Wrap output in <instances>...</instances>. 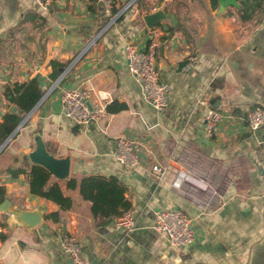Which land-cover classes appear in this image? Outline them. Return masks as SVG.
Listing matches in <instances>:
<instances>
[{
	"label": "crops",
	"instance_id": "crops-1",
	"mask_svg": "<svg viewBox=\"0 0 264 264\" xmlns=\"http://www.w3.org/2000/svg\"><path fill=\"white\" fill-rule=\"evenodd\" d=\"M158 1L137 0L126 9L128 0H112L119 17L89 48L108 21L100 0H56L46 13L38 0H0V104L8 106L0 123L12 108L6 85L37 77L46 95L59 83L0 152L5 200L16 210L42 215L33 228L11 217L14 230L0 218V264H73L61 248L65 235L76 237L87 264H264V128L248 127V115L264 106V5L243 21L239 3L220 11L210 0L189 2L183 25L167 9L174 0L160 10ZM152 16L156 21H147ZM49 22L71 35L76 61L47 35ZM152 43L160 79L171 87L161 114L145 100L126 53L128 45L144 50ZM190 56L197 63L186 71ZM73 87L91 89L93 102L107 95V110L114 105V111L96 125L73 124L61 102L63 91ZM201 99L224 119L212 138L204 133ZM122 106L126 109L117 112ZM120 137L138 145V168L116 162ZM40 145L55 161L68 163L63 178L52 173L72 200L68 211L31 195L22 177L7 173L44 165ZM180 173L177 188L173 181ZM93 175H114L125 184L136 217L133 231L119 228L116 220L97 227L91 204L79 191L80 181ZM71 179L77 181L74 190L68 188ZM171 208L191 220L195 233L184 254L154 228L155 213ZM54 213L56 219H47Z\"/></svg>",
	"mask_w": 264,
	"mask_h": 264
},
{
	"label": "built area",
	"instance_id": "built-area-1",
	"mask_svg": "<svg viewBox=\"0 0 264 264\" xmlns=\"http://www.w3.org/2000/svg\"><path fill=\"white\" fill-rule=\"evenodd\" d=\"M40 5L48 8L56 0H39ZM104 6L105 14L111 17L113 13L112 0H100ZM130 6V5H129ZM128 6V7H129ZM126 7V8H128ZM118 17V15H116ZM113 19L111 24L115 22ZM109 25V26H110ZM108 26V27H109ZM156 44L152 43L144 50L136 46L128 45L126 48L129 72L140 84L145 100L156 114L163 113L169 106L171 87L168 83L161 81L156 63ZM197 63L196 56H190L186 63L185 70L189 71ZM54 90L52 87L47 95ZM107 95H101L93 102V91L88 88H67L61 96L62 112L66 119L76 125H96L105 122L109 117L107 110ZM199 105L206 108L204 120V133L207 137H214L223 123V116L216 106L206 99L199 100ZM248 127L251 131H258L264 128V106L257 107L248 115ZM139 147L136 143L120 137L117 139L115 151L116 162L127 169L138 168L141 165ZM153 171L159 177L165 176V171L155 166ZM183 173H180L178 178ZM178 178L173 185L181 187ZM116 225L131 232L136 227V217L133 211L128 210L116 219ZM155 230L164 234L170 246L184 254L195 241V233L192 229L191 220L177 209H162L155 213ZM61 248L65 254L70 256L73 264H87L80 244L73 235H65L61 240ZM181 257L176 259L181 262Z\"/></svg>",
	"mask_w": 264,
	"mask_h": 264
},
{
	"label": "trees",
	"instance_id": "trees-1",
	"mask_svg": "<svg viewBox=\"0 0 264 264\" xmlns=\"http://www.w3.org/2000/svg\"><path fill=\"white\" fill-rule=\"evenodd\" d=\"M222 1L224 0H210L213 10H219ZM237 3L240 5L242 20L248 21L257 9L262 8L264 0H237ZM117 14V11H113V15L116 16ZM44 95L37 77L24 83L17 82L5 86L4 96L9 106L20 109V113L10 114L7 112L2 117L0 147L11 137ZM113 107H109L108 112L114 111L112 110ZM125 109L126 107L122 106L117 112ZM7 173L14 178L22 177L28 183L31 195L52 202L63 211L72 208L71 198L64 195L59 183L53 180L50 172L44 167L34 165L28 169H8ZM76 187L77 181L71 179L68 182V188L74 190ZM79 191L83 199L91 204V211L99 228L107 226L111 221L116 220L132 208L131 202L126 197L127 188L125 184L114 175H93L83 178L79 183ZM5 196V188L0 187V204L5 201ZM56 217H58V213L48 216L47 219H56Z\"/></svg>",
	"mask_w": 264,
	"mask_h": 264
},
{
	"label": "rangeland",
	"instance_id": "rangeland-1",
	"mask_svg": "<svg viewBox=\"0 0 264 264\" xmlns=\"http://www.w3.org/2000/svg\"><path fill=\"white\" fill-rule=\"evenodd\" d=\"M148 1V0H147ZM150 1V0H149ZM175 1H177V2H175ZM195 1H200V0H174V3H170L169 4V6H168V10H169V13H170V15H171V17H172V15H173V21L176 23V20L178 19V18H180V20H181V22H182V24L184 25V19H185V14H187V13H189L191 10L189 9V6H188V4H189V2H195ZM137 2V0H128V2H127V5L125 6V7H128L129 5V7H128V9H130L131 7H133L134 5H136L135 3ZM38 3H39V5H40V1L38 0ZM149 5V4H148ZM40 7L43 9L42 11L43 12H50V9H49V7L48 8H44V7H42L41 5H40ZM83 7L84 6H82V4H79V8H81V11H83ZM94 7H95V9H96V11H99L100 10V7L98 6V5H94ZM230 7H232V6H230ZM234 7V6H233ZM199 8L197 7L196 8V11L198 10ZM104 13H105V11H104ZM106 15V14H105ZM107 16V15H106ZM119 17V16H118ZM118 17L117 16H115V15H113V13H112V15H111V17H108L107 16V25H104L103 27H102V29L96 34V36H95V38L91 41V43L90 44H88V47L90 48V46H92L95 42H96V40H98V37L101 35V33H103L104 32V30L111 24V22H112V20L113 19H118ZM115 20V21H116ZM196 20H198L199 21V19H196ZM49 25L50 26H48L49 28H50V30L47 32V35H49V36H51L52 37V40L54 41V43H56V44H58V43H63L64 44V46H63V48H64V50H63V53H68V54H70L71 56H74V59H73V61H76L75 59L77 58V55H75V53H76V51H74L72 48H73V39H72V37H71V35H68V32L66 31V30H62L63 32H65V33H67V35L68 36H64L63 35V32H60L59 30H55V27L57 26V25H55V23H51V22H49ZM198 25V24H197ZM61 30V29H60ZM52 41V42H53ZM50 44L51 43H49V46H48V50H49V48H50ZM87 50V49H86ZM85 50V51H86ZM71 69L70 68H67V70L65 69L63 72H62V76H61V79L60 80H65L66 79V75H68V73H69V71H70ZM59 84V83H58ZM58 84H55L53 87H54V89L58 86ZM0 107H1V109H0V113L2 112H4V111H8V106L5 104V103H1L0 104ZM12 110V108H10L9 109V111H11ZM173 183H174V181H173ZM9 215H2V216H0V218L2 219V220H4V222L7 224V227H8V229H11V230H14V228H15V226H14V224H12L11 223V217H13L14 219H16L17 220V217H15L14 215H12V214H10V213H8Z\"/></svg>",
	"mask_w": 264,
	"mask_h": 264
},
{
	"label": "water",
	"instance_id": "water-1",
	"mask_svg": "<svg viewBox=\"0 0 264 264\" xmlns=\"http://www.w3.org/2000/svg\"><path fill=\"white\" fill-rule=\"evenodd\" d=\"M165 1H167V0H159L156 9L160 10ZM237 5H238L237 0H224L221 2L220 11H223L227 7L237 6ZM157 18H158L157 16L148 17L147 21L155 22ZM46 96H47V93H46V95H44V97L41 99V101L38 103V105L26 116L24 121L18 126V128L11 135V137L0 147V152L9 143V141L14 138V136L17 134V132L23 127V125L26 123V121L32 116V114L37 109V107L44 101ZM9 113L10 114H18V113H20V109L12 107V110ZM40 152L43 154L41 159H43L42 163L44 165H37V166L44 167L45 169H47L50 172L51 175H52V173H55V174L57 173L58 176H60L61 178H63L64 176H66L68 174V163L67 162L55 161L52 157H50L45 152L43 145H40ZM0 213H10V214L14 215L15 217H17V221L19 223H21L22 225H25L26 227H30V228L37 226L42 220V215L39 212H29V211L16 210V209L11 207V203L8 200H5L2 204H0Z\"/></svg>",
	"mask_w": 264,
	"mask_h": 264
},
{
	"label": "bare ground",
	"instance_id": "bare-ground-1",
	"mask_svg": "<svg viewBox=\"0 0 264 264\" xmlns=\"http://www.w3.org/2000/svg\"><path fill=\"white\" fill-rule=\"evenodd\" d=\"M183 177H184V175L182 174V175L180 176V178H178V183L181 182V180L183 179Z\"/></svg>",
	"mask_w": 264,
	"mask_h": 264
}]
</instances>
